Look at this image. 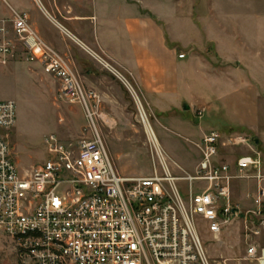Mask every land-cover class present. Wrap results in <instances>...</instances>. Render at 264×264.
Here are the masks:
<instances>
[{
	"label": "built area",
	"instance_id": "2783aa9c",
	"mask_svg": "<svg viewBox=\"0 0 264 264\" xmlns=\"http://www.w3.org/2000/svg\"><path fill=\"white\" fill-rule=\"evenodd\" d=\"M10 11V26L0 19V63L12 54L15 36L26 60L59 81L58 97L80 104L90 131L78 140L48 134L46 159L20 172L6 140L15 123V103L0 100V232L23 264H210L197 233L198 218L216 238L221 226L232 221L248 230L246 240L259 235L264 223L259 155H241L232 162L220 158L222 147L248 145L246 136L210 130L196 140L185 139L198 160L191 171L175 163L183 171L176 175L132 80L109 58L91 52L132 96L146 137L151 171L119 174L95 124L90 100L99 102L96 93L83 89L68 59L39 36L26 13ZM179 180L187 185L185 193ZM238 182L254 184L244 195L252 207L235 199ZM246 259L264 264V246L248 244Z\"/></svg>",
	"mask_w": 264,
	"mask_h": 264
},
{
	"label": "rangeland",
	"instance_id": "374dc122",
	"mask_svg": "<svg viewBox=\"0 0 264 264\" xmlns=\"http://www.w3.org/2000/svg\"><path fill=\"white\" fill-rule=\"evenodd\" d=\"M144 2L150 9L165 15L169 32L181 31L188 35L194 33L197 26L202 27V34L207 33L214 40L213 44H217V49L213 48V54L209 52L203 57L213 65L214 74L223 72L220 76H211L205 85L196 80L197 76L194 75L191 94L197 97L205 95V101L211 104L210 110L207 109L200 119L195 115L194 109L182 112L181 117L170 111L165 116L168 120L173 119L170 124L153 107V111L148 109L142 100L146 112L151 115L150 121L157 138L169 155L167 161L171 170L176 175H181L183 171L175 164L178 163L191 171L198 160V153L191 144L168 128L190 137L188 131H192L198 123H205L225 135H243L250 140L246 146L222 147L220 158L232 162L241 155H259L264 171V0ZM7 10L5 3L0 0V16L4 17ZM191 17L196 22L194 26ZM11 37L13 52L6 64L0 63V100H13L15 103V123L6 140L14 163L20 172H24L30 171L46 159L44 138L48 134H56L61 140H78L88 137L90 131L80 104L60 99L59 81L46 73L37 62L27 61L20 42L15 36ZM241 59H245L247 63L255 60L252 67L254 80H239V74L235 71L242 67ZM96 64L101 73L120 84V89L117 90L120 91V102L125 105L123 121H112L110 128L99 130L109 157L119 174L146 175L151 171V160L132 96L117 77L99 62ZM110 84L106 86L109 90H114L110 88ZM243 88L248 91L247 96L241 92L240 89ZM218 91L226 97V105L223 107L213 100V95ZM90 104L94 106L93 99ZM110 142L113 145H109ZM177 185L182 193L186 192L187 185L184 181H177ZM253 187V183L236 185V198ZM243 205L252 207L250 201L245 199ZM251 227L249 222L248 229ZM196 228L210 264H256L246 259V248L251 242L264 246V223L260 226L259 235L251 236L248 240L244 235L248 230L241 221L221 226L217 238L209 231L208 223L201 218L196 220ZM0 264H23L12 241L1 232Z\"/></svg>",
	"mask_w": 264,
	"mask_h": 264
},
{
	"label": "crops",
	"instance_id": "0c3cea01",
	"mask_svg": "<svg viewBox=\"0 0 264 264\" xmlns=\"http://www.w3.org/2000/svg\"><path fill=\"white\" fill-rule=\"evenodd\" d=\"M2 1L8 10L0 19L6 20L10 26L11 9L26 13L29 23L39 36L68 59L84 90L96 93L99 102L93 100L94 106L91 107L95 112L98 131L110 128L112 121H123L125 105L120 102L121 95L117 90L120 89V84L101 73L96 64L98 61L91 52L106 56L119 66L132 80L148 109L152 110L153 107L165 119L170 111L181 117L182 112L194 109L195 115L200 119L207 109L210 110L211 104L205 101V95L197 97L191 94L194 75L197 76L196 80L205 85L211 76L223 73L221 71L214 74L213 65L203 57L209 52L213 54V48L217 49V44H213L214 40L207 33L203 35L202 27L197 26L198 29L191 32V35H185L181 31L169 32L165 15L150 9L144 0ZM195 24L193 20L192 26ZM244 61L245 59L240 60L242 67L235 71L239 74V80H254L252 67L255 60L248 63ZM120 83L123 85L121 81ZM106 84H110V88L114 90H109ZM240 90L247 96L245 88ZM225 98L220 91L213 95L214 102L222 107L226 105ZM183 105L187 109H183ZM102 106L109 111H104ZM200 109L204 111L199 117L197 112ZM166 120L171 124L173 119ZM168 130L184 140H196L213 130V127L198 123L192 131H188L190 137L170 128ZM109 145L113 143L110 142ZM242 183L246 182H238L236 185ZM247 191L248 189L243 191L240 198L235 196L242 205Z\"/></svg>",
	"mask_w": 264,
	"mask_h": 264
},
{
	"label": "water",
	"instance_id": "95a60500",
	"mask_svg": "<svg viewBox=\"0 0 264 264\" xmlns=\"http://www.w3.org/2000/svg\"><path fill=\"white\" fill-rule=\"evenodd\" d=\"M183 109H187V106L186 105H183Z\"/></svg>",
	"mask_w": 264,
	"mask_h": 264
}]
</instances>
